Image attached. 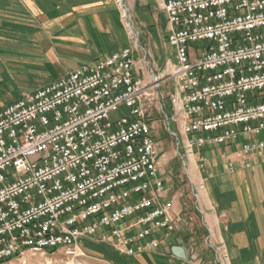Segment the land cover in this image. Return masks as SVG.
<instances>
[{
  "label": "built area",
  "instance_id": "obj_1",
  "mask_svg": "<svg viewBox=\"0 0 264 264\" xmlns=\"http://www.w3.org/2000/svg\"><path fill=\"white\" fill-rule=\"evenodd\" d=\"M155 2L170 50L158 71L130 16L136 50L0 111V264L58 250L74 258L86 242L127 258L174 244L184 216L170 197L159 122L188 174L205 150L237 147L247 170L264 156V0ZM117 7L130 15L126 0Z\"/></svg>",
  "mask_w": 264,
  "mask_h": 264
},
{
  "label": "crops",
  "instance_id": "obj_2",
  "mask_svg": "<svg viewBox=\"0 0 264 264\" xmlns=\"http://www.w3.org/2000/svg\"><path fill=\"white\" fill-rule=\"evenodd\" d=\"M127 4L144 31L163 21L162 49L146 37L154 67H162L170 53L167 17L155 0ZM127 45L115 0H0V111ZM236 150H205L201 170H189L193 211L177 197L175 213L184 217L171 240L185 249L186 261L170 257L174 244L165 242L155 255L129 258L105 247L124 264H219L218 251L227 255V264H264V156L254 155L247 170L237 163ZM232 162L234 172L228 170Z\"/></svg>",
  "mask_w": 264,
  "mask_h": 264
},
{
  "label": "rangeland",
  "instance_id": "obj_3",
  "mask_svg": "<svg viewBox=\"0 0 264 264\" xmlns=\"http://www.w3.org/2000/svg\"><path fill=\"white\" fill-rule=\"evenodd\" d=\"M115 4H116V0H115ZM119 11H120V17L123 16L124 18L123 20L124 28L126 32H128V35H129V41H130L129 48H132L134 50L137 49L136 35H134V32H133V27L131 25V18H133L136 28L140 32L141 45L147 48L146 37H148L149 40L150 39L155 40L158 43V45H160L161 49L163 48V45L161 43L162 37L164 34L163 21H161V23H159V25H157L156 27L147 29L146 30L147 33H146V31H144V28L140 26L139 20L134 16L132 9H130V15H128V17L124 15L122 9H120ZM167 47H169V45ZM138 55L139 54H137V57ZM160 59H162L163 62L165 61L163 55H162V58ZM154 65H153V68L155 69V71H158L161 68V67H158L156 69ZM166 104L169 105L168 101L166 102ZM156 128H157L156 129L157 130L156 139H157L158 144H160L161 151L164 154V158H165L166 165L164 166V172H166L165 177L168 182V187L171 188V191L173 192V194H176V197H178L180 200H183L184 201L183 203H186L185 207H187L189 211H193L192 208L194 207L193 204L195 200H194L192 188L189 182V174L186 171V168L181 158H179L177 155V151L175 150L176 148L173 144V139L171 138L170 133L167 134V131L164 129L163 124L160 122L157 124ZM172 129L177 131L175 125L172 126ZM84 246H85V249L87 248L86 250L83 249L84 255H79L74 258H69L65 256L61 250H58L55 252H48L44 255L42 253L25 254L22 258H15L14 260L4 262L3 264H109L105 260H108L116 264H124L121 261L122 257L119 256L118 254H115V253L113 254L112 251L108 250V248L105 247V245H102V244L98 245V244H94L91 242H86L84 243ZM90 251H92L93 253ZM101 254L105 255L104 256L105 260L101 258L100 256ZM164 264H168L167 261Z\"/></svg>",
  "mask_w": 264,
  "mask_h": 264
},
{
  "label": "water",
  "instance_id": "obj_4",
  "mask_svg": "<svg viewBox=\"0 0 264 264\" xmlns=\"http://www.w3.org/2000/svg\"><path fill=\"white\" fill-rule=\"evenodd\" d=\"M172 253L178 259L187 260L185 249L181 246H173Z\"/></svg>",
  "mask_w": 264,
  "mask_h": 264
},
{
  "label": "bare ground",
  "instance_id": "obj_5",
  "mask_svg": "<svg viewBox=\"0 0 264 264\" xmlns=\"http://www.w3.org/2000/svg\"><path fill=\"white\" fill-rule=\"evenodd\" d=\"M116 4L120 5V4H121V0H116ZM122 10H123L124 15H125L126 17H128V15H126V9H122ZM134 45H135V44H134ZM130 50H132V49H130ZM147 139H148V140H153V139H155V131H153V132H147ZM64 255L67 256V257H69V255L66 254V253H64ZM76 256H79V255H76ZM76 256H74V257H76Z\"/></svg>",
  "mask_w": 264,
  "mask_h": 264
}]
</instances>
